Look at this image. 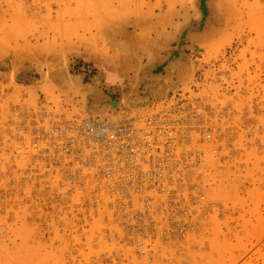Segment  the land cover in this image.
<instances>
[{
    "label": "rangeland",
    "instance_id": "374dc122",
    "mask_svg": "<svg viewBox=\"0 0 264 264\" xmlns=\"http://www.w3.org/2000/svg\"><path fill=\"white\" fill-rule=\"evenodd\" d=\"M199 1L0 0V110L33 105L44 96L77 115L111 110L136 117L170 92L188 90L201 73L205 78L227 77L228 94L221 103L242 114L243 122L234 142L235 159L215 164L206 174V199L215 208L171 264H264V0H203L205 28L190 38L163 87L150 96H129L117 107L92 102L89 96L95 78L110 88L134 85L160 56L139 49L138 69L133 72L128 64L125 75L110 79V72L91 59L98 52L121 53L109 45L107 29L126 25L141 37L152 21H160L166 33L172 21H179L178 29L199 22ZM126 49L129 60L131 50ZM72 62L89 65L97 77L85 78ZM200 85L199 96L220 103L217 83ZM4 223L0 217V225ZM94 231H83L85 246L77 253L78 239L70 232L6 229L0 234V264H111L103 258L109 246Z\"/></svg>",
    "mask_w": 264,
    "mask_h": 264
},
{
    "label": "built area",
    "instance_id": "2783aa9c",
    "mask_svg": "<svg viewBox=\"0 0 264 264\" xmlns=\"http://www.w3.org/2000/svg\"><path fill=\"white\" fill-rule=\"evenodd\" d=\"M73 66L85 78L96 74ZM201 75L142 116L77 115L44 96L0 110V234L21 227L70 232L79 253L83 231L96 229L109 246L104 261L173 263L215 208L206 199V174L233 162L243 131L242 114L221 103L230 79ZM203 83L220 86V103L199 96Z\"/></svg>",
    "mask_w": 264,
    "mask_h": 264
},
{
    "label": "water",
    "instance_id": "95a60500",
    "mask_svg": "<svg viewBox=\"0 0 264 264\" xmlns=\"http://www.w3.org/2000/svg\"><path fill=\"white\" fill-rule=\"evenodd\" d=\"M199 4L201 10L199 22L195 23V21H192L180 26L171 44L158 56L154 63L141 71L134 85L123 88H110L105 86L96 75H93L90 78L91 81L97 77L94 80L97 82L94 93L90 94V97H93L92 102L119 106L129 96H150L154 88L160 89L163 87L165 80L170 77L171 71H175V67L180 61V56L184 55V48L190 38L198 33L197 31L205 28L207 9L203 0H200Z\"/></svg>",
    "mask_w": 264,
    "mask_h": 264
},
{
    "label": "crops",
    "instance_id": "0c3cea01",
    "mask_svg": "<svg viewBox=\"0 0 264 264\" xmlns=\"http://www.w3.org/2000/svg\"><path fill=\"white\" fill-rule=\"evenodd\" d=\"M179 21H172L171 26L166 28V33H162L161 22L152 21L147 29L146 35L140 37V33L136 30H130L126 25H121L118 29L109 30L107 29L106 35L109 40V45L121 53H106L98 52L92 56V60L100 66L99 69L109 71V78L112 80L120 79L121 76L125 75V72L129 71V65L135 72L139 65L140 59H137V51L142 49L149 54H161L167 46L171 44L175 38V30L178 29ZM160 33L162 35H159ZM156 35V37H154ZM150 42L157 45V48L149 47ZM126 48H130V58L127 60L125 52ZM118 59L115 61L116 58ZM127 74V73H126Z\"/></svg>",
    "mask_w": 264,
    "mask_h": 264
},
{
    "label": "bare ground",
    "instance_id": "6f19581e",
    "mask_svg": "<svg viewBox=\"0 0 264 264\" xmlns=\"http://www.w3.org/2000/svg\"><path fill=\"white\" fill-rule=\"evenodd\" d=\"M194 1H195V0H194ZM180 57H181V56H180ZM74 63H75V62H72L70 65H74ZM93 93H94V92H93ZM89 96H90V95H89ZM89 96H88V98H89ZM92 98H93V97H92ZM86 100H87V99H86ZM88 100H89V99H88ZM88 100H87V101H88ZM115 106L117 107V105H115ZM113 108H115V107H113Z\"/></svg>",
    "mask_w": 264,
    "mask_h": 264
}]
</instances>
